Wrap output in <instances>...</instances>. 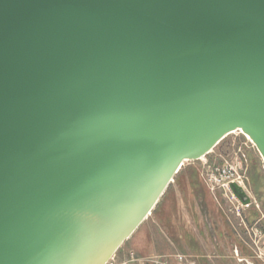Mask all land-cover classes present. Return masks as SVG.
<instances>
[{"label": "water", "instance_id": "obj_1", "mask_svg": "<svg viewBox=\"0 0 264 264\" xmlns=\"http://www.w3.org/2000/svg\"><path fill=\"white\" fill-rule=\"evenodd\" d=\"M237 131L264 161V0H0V264H106Z\"/></svg>", "mask_w": 264, "mask_h": 264}, {"label": "rangeland", "instance_id": "obj_2", "mask_svg": "<svg viewBox=\"0 0 264 264\" xmlns=\"http://www.w3.org/2000/svg\"><path fill=\"white\" fill-rule=\"evenodd\" d=\"M227 160L242 161L244 172L247 175L248 180H250L251 189L264 212V161L253 142L239 131L228 135L217 145L216 148L213 149L211 153L201 160L185 162L180 172L175 176L168 191L170 193L184 192L189 194H200L201 198L198 201H186L183 203H187L188 208H191L190 205H193V208L205 210L207 214L206 216H208L209 228L214 229V226L218 227L219 225L220 229L223 228L226 235L232 239L233 235L228 230V227L232 229V226L225 213L228 203L223 195V191H212L205 183V173L208 165H222ZM252 212V210L247 212L249 220L253 219ZM152 218V215H150L131 238L125 241L116 253L119 257H124L130 250H134L138 254V248L157 245V241L154 240L156 237H153L152 232L148 233V225L152 222ZM243 245L245 244L243 243ZM245 247L246 248L240 250V255L242 256L241 264H248L245 260L252 261L254 264H263L262 261L254 258V254L249 247L246 245Z\"/></svg>", "mask_w": 264, "mask_h": 264}, {"label": "crops", "instance_id": "obj_3", "mask_svg": "<svg viewBox=\"0 0 264 264\" xmlns=\"http://www.w3.org/2000/svg\"><path fill=\"white\" fill-rule=\"evenodd\" d=\"M168 189L153 210L152 222L148 225V233H153L157 245L138 248V254L147 256L182 252L203 264H241L240 250L246 247L233 230L228 227L234 238L231 239L219 225L210 229L205 210L193 208V205L188 208L187 203H183L198 201L201 195L170 193Z\"/></svg>", "mask_w": 264, "mask_h": 264}, {"label": "built area", "instance_id": "obj_4", "mask_svg": "<svg viewBox=\"0 0 264 264\" xmlns=\"http://www.w3.org/2000/svg\"><path fill=\"white\" fill-rule=\"evenodd\" d=\"M205 183L212 191L222 190L227 200L228 207L225 211L227 219L237 237L249 247L254 258L264 264V212L255 197L250 180L244 172L241 160L226 161L222 165H208L205 173ZM240 186L250 202L243 203L233 192L231 184ZM256 208L259 216L252 220L247 217V212ZM106 264H203L192 256L182 252L170 254H156L141 256L136 251L130 250L124 257L115 254Z\"/></svg>", "mask_w": 264, "mask_h": 264}, {"label": "trees", "instance_id": "obj_5", "mask_svg": "<svg viewBox=\"0 0 264 264\" xmlns=\"http://www.w3.org/2000/svg\"><path fill=\"white\" fill-rule=\"evenodd\" d=\"M195 181V180H194ZM193 183H196V182H193ZM263 207V206H262ZM263 209H264V207H263ZM253 212V219L254 218H257L258 216H259V211L256 209V208H253V209H251Z\"/></svg>", "mask_w": 264, "mask_h": 264}, {"label": "bare ground", "instance_id": "obj_6", "mask_svg": "<svg viewBox=\"0 0 264 264\" xmlns=\"http://www.w3.org/2000/svg\"><path fill=\"white\" fill-rule=\"evenodd\" d=\"M245 135V134H244ZM247 136V138L249 139V140H251V138L248 136V135H246Z\"/></svg>", "mask_w": 264, "mask_h": 264}]
</instances>
